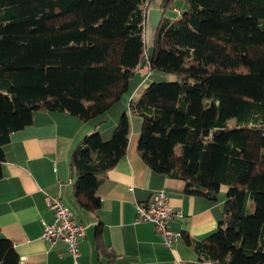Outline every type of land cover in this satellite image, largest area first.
<instances>
[{
    "label": "trees",
    "instance_id": "1",
    "mask_svg": "<svg viewBox=\"0 0 264 264\" xmlns=\"http://www.w3.org/2000/svg\"><path fill=\"white\" fill-rule=\"evenodd\" d=\"M151 1L0 0V178L3 146L36 112L99 118L139 70H157L171 81L140 84L109 139L93 132L72 151L76 202L98 209L97 176L124 157L134 115L152 172L190 195L225 188L217 228L186 239L192 264H264V0H182L177 17L162 16L153 59L140 68ZM95 246L109 255L98 224ZM18 259L0 237V264Z\"/></svg>",
    "mask_w": 264,
    "mask_h": 264
},
{
    "label": "crops",
    "instance_id": "2",
    "mask_svg": "<svg viewBox=\"0 0 264 264\" xmlns=\"http://www.w3.org/2000/svg\"><path fill=\"white\" fill-rule=\"evenodd\" d=\"M143 80L130 84V91L103 116L87 122L63 112H36L32 124L10 134L3 146L0 178V237L9 239L27 264H192L197 256L186 239L200 241L213 232L221 216L224 200L221 187L216 198L184 192V182L152 172L138 151L141 119L129 118L126 153L114 167L98 174L95 190L99 207L82 208L74 198L76 175L70 166L72 151L93 132L103 140L111 136L128 101ZM156 190H164L170 205L183 217H174L170 228L180 236L170 248L163 244L150 222L134 223L135 205L146 203ZM59 196L85 227L77 256L59 242L49 248L40 238L43 222L53 216L45 195ZM100 227L102 245L95 246V226Z\"/></svg>",
    "mask_w": 264,
    "mask_h": 264
},
{
    "label": "built area",
    "instance_id": "3",
    "mask_svg": "<svg viewBox=\"0 0 264 264\" xmlns=\"http://www.w3.org/2000/svg\"><path fill=\"white\" fill-rule=\"evenodd\" d=\"M45 203L52 213L53 221L51 224L43 222L40 238L49 248H53L59 242L64 243L75 258L79 242L84 237V225L75 220L72 211L64 205L59 196L46 194ZM174 217L182 218L183 215L179 210L172 208L164 190H156L151 194L148 202L135 205L133 222H150L161 237L163 244L170 248L180 236L178 232L170 228L169 223ZM17 264H27V261L20 257Z\"/></svg>",
    "mask_w": 264,
    "mask_h": 264
},
{
    "label": "water",
    "instance_id": "4",
    "mask_svg": "<svg viewBox=\"0 0 264 264\" xmlns=\"http://www.w3.org/2000/svg\"><path fill=\"white\" fill-rule=\"evenodd\" d=\"M170 0H152L145 11V43L147 46V56L141 61L139 67L143 68L147 62L152 61L155 52V35L161 22L162 16ZM210 195V192L207 193ZM215 199V196H212Z\"/></svg>",
    "mask_w": 264,
    "mask_h": 264
},
{
    "label": "rangeland",
    "instance_id": "5",
    "mask_svg": "<svg viewBox=\"0 0 264 264\" xmlns=\"http://www.w3.org/2000/svg\"><path fill=\"white\" fill-rule=\"evenodd\" d=\"M170 5L174 8H168L165 12V16L168 18H175L178 15V10L182 9L184 6V2L182 0H171ZM172 77L166 73L159 72L157 70H139L136 73L135 78L132 79L133 83H137L139 80H143L144 83L142 86L148 85L152 80L154 81H171ZM127 96V95H126ZM133 99L135 97L133 96ZM234 121H230V124H233ZM225 197V192L223 191V195Z\"/></svg>",
    "mask_w": 264,
    "mask_h": 264
}]
</instances>
